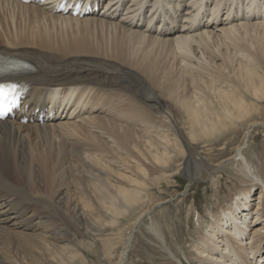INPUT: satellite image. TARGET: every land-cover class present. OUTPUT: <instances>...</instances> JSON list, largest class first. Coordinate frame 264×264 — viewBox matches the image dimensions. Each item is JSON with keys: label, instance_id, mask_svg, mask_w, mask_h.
<instances>
[{"label": "bare ground", "instance_id": "bare-ground-1", "mask_svg": "<svg viewBox=\"0 0 264 264\" xmlns=\"http://www.w3.org/2000/svg\"><path fill=\"white\" fill-rule=\"evenodd\" d=\"M186 1L188 8L182 13L179 9L184 0H46L42 3L0 0V53L32 62L37 68V72L19 78L32 85L33 91L26 98L18 115L14 119L0 120V237L12 240L18 244V248H23L21 250L32 258L31 264H92L86 258L79 257L78 240L68 238L69 230L64 225L66 219L72 218L81 224L85 222L87 230L95 231L103 212L122 214L129 207L145 205V179L150 175L151 168L169 165L182 154L185 156L184 174L189 183L200 178L198 167L204 166L192 157L195 151L181 137L183 135L179 128L176 126L183 140L180 146L164 139L168 135L157 134L158 129L153 126L155 124L152 119L141 117L140 113H147L144 112L147 106L154 108L165 121H175L169 109L157 102V96L143 92L140 77L123 65L114 66L109 62L102 64L79 57L86 56L82 54L84 51H94L118 58L123 63H132L140 68L146 63L148 67L150 63L145 56L141 58L137 55L139 52L135 44L139 42L149 40L151 43H170L174 49L182 51L187 59V56L195 57L194 44L206 45L216 36H224L233 41L237 36L243 37L242 34H237L242 31L248 32L250 28L254 32L264 29V0H227L230 1L229 9L224 18H220L222 0H218L214 8L211 7V14L206 12L210 9L206 0ZM236 1L241 4L239 10L236 9ZM62 2H66L68 7L71 3L78 2H83L82 5L91 2L93 5L105 6L98 12L73 16L71 11L61 6ZM244 5L245 8L242 7ZM22 11L33 12L32 16L37 22L31 29L26 26L29 29L28 35L23 34L24 29L20 26L9 30L5 25L8 13L15 17ZM56 25L60 27L57 28ZM98 25L102 28L107 25L114 30L112 32L119 33L118 38H128L131 42L120 40L121 43H118L114 38L116 42L113 46L108 44L111 45L110 48L101 43L96 46L92 39L84 36L89 35L86 33L92 32ZM68 26L73 27V30H69L68 40H63L66 39ZM215 31H219V34ZM256 35L259 36L256 38L262 39L264 31L257 30ZM58 39L63 41L56 44ZM109 42L112 41L109 39ZM32 45L64 51L71 58L58 59L31 49ZM250 47H241L246 51L243 54L244 60H239L241 64H236V69H244V73L237 71V75L241 77L240 82L237 79L242 90L240 96L231 93L232 88L225 90L210 86L213 88L211 93L216 94L213 98L216 97V107L219 108L216 115L208 113L212 112L211 107L204 106L195 94L179 95V90L170 93L164 87L166 95L175 98L181 109H184L187 116L185 123L190 128L188 132L192 141L223 128L236 126L237 121L250 117V109L243 103L246 95H254L263 100L264 72L256 69L261 66V60L264 62V46L257 48L254 45L256 51ZM244 61L247 65H242ZM228 66L226 65L225 70L229 69ZM247 66L253 67L254 71ZM202 68L207 74L215 78L218 76L213 73L219 71L215 61L214 66L202 65ZM184 71L179 72V76L185 78ZM190 73L192 74L191 71ZM163 76H160L162 79L158 78L157 71L150 74L159 86L163 84ZM246 79L253 81H245ZM191 80L205 82L204 78L195 75L191 76ZM232 81L235 82V79ZM127 94H134V101L136 103L137 100L140 106L133 104L120 108L121 103L116 102L113 96L127 97ZM252 119L256 120L258 117ZM55 120L61 121L53 123ZM254 120L252 123L258 124ZM51 126H61L68 130L73 126H84L89 132L99 133L105 141L100 140L101 147L92 152L87 150L88 146H84L85 149L68 153L72 160L78 157L76 164L65 162L67 160L63 158L56 165L50 148L47 149L42 140L40 145L33 147L25 139L26 130L32 132ZM149 127H154L155 134L150 132ZM247 138L248 132L243 142L236 147V153L226 159L238 163L240 175L237 178L247 186L239 188L230 204L221 207L219 215L211 210L208 212L211 216L207 225L209 230L201 234L198 242L193 244L192 257H187L190 264H264V187L258 193V202L252 208L249 199L252 186L254 183L255 186L256 183L259 184L255 181V176L260 177L263 186L264 176L253 171L244 152L249 142ZM37 142L39 143L38 140ZM5 159L11 169L10 177L5 174L6 170H2V166L5 167L2 161ZM79 167L84 168L82 172L90 176H84L87 181L82 183L78 179L81 175ZM10 178L15 181H10ZM83 191L88 197L85 204L78 194ZM73 192L76 193L75 196ZM148 213H139L135 227ZM257 222L260 225L256 226L259 224ZM146 228L154 230L155 235L159 236L154 220ZM248 232L250 236L247 235ZM160 239L165 244L163 246L161 243V249L171 250L166 237ZM130 240L131 236L127 238V248ZM173 253L175 257H170L163 264H184L182 258H178L176 252Z\"/></svg>", "mask_w": 264, "mask_h": 264}, {"label": "rangeland", "instance_id": "rangeland-1", "mask_svg": "<svg viewBox=\"0 0 264 264\" xmlns=\"http://www.w3.org/2000/svg\"><path fill=\"white\" fill-rule=\"evenodd\" d=\"M206 1L210 6V9L206 12L211 14L212 9L218 3V0ZM222 1L223 3L220 5V7H222V10L220 11V18H224L226 16L230 2H227V0ZM104 6L105 4L101 5L100 9ZM235 6L236 9L239 10L241 4L236 1ZM235 6L233 10H235ZM242 7L245 8V5ZM186 8H188V1L184 0L179 11L183 13ZM231 10L232 8L230 7V11ZM5 14H7V12H5ZM32 14L33 12L31 11L26 13L22 11L18 12L15 17H13V15L8 13L7 17H10V19L7 17L5 18V25L9 28V30H15L14 26H20L24 29L23 34L28 35L31 26L35 27L37 23ZM1 16H4L3 13ZM11 17L14 18V21L11 20ZM26 26L30 28L28 29ZM56 26L57 28L60 27L59 25ZM104 27L105 28H102L101 25H98V27H96L92 32H85L89 35L84 37L92 39L96 46L98 43L107 46L108 44H111L113 46L116 42L115 39L118 43H121L120 40L122 42L130 41L128 38H118L117 34L119 33L112 32L114 30H111L112 28L109 29L107 25ZM70 28L71 26L66 28V39L63 40H68L70 37L69 30H73V27L71 29ZM257 30L261 32L264 31L263 28ZM257 30L254 32L253 29L250 28V31L248 32L242 31V33H237L238 35L242 34L241 36L243 37L238 38L239 36H237L233 39V41L224 36H219L220 38L216 36L212 38L211 41L209 40L206 45L202 44V47L194 44L193 47L197 49H194L195 57L187 56V59L185 58L186 55H184L182 51L174 49L173 45L170 43H151L148 42L149 40L144 43L139 42L137 43L139 46L135 44V48L137 52H139L137 55L139 57L141 56V58L143 55L145 56L146 61L150 63L148 67L146 63L143 65L144 67L141 68L133 65L132 63L125 62V64L121 62L122 60H118V58L115 59L111 56L95 53L94 51H87V53L84 51L82 54L86 56H79L80 58H88L92 61L101 62L102 64L109 62L114 66L123 65L126 68H130L138 76V78L140 77L139 80L143 92L145 91L144 93L150 96H157V102H160V105L169 109V111L173 114L175 121H165V119L160 117L159 113H157L154 108H149L147 106L144 108V112L147 113H140L142 115L141 117L147 116L148 119H152L151 121H153V124L155 125L150 124V126L153 125L157 127H155L159 132H156L157 134L168 135L164 139H169L176 145L178 144L180 146V144L183 143V140L179 136L180 133L176 128L177 126L183 135L181 137H184L195 151V155L192 154V157L204 166V168H202V166H197L200 169V178L190 183L184 174L185 156L182 154L177 156V160L175 162L169 163L170 167L169 165H163L151 168L152 170H150V175H148L145 179L147 183V188L143 194L146 199L144 200L145 205L139 207L135 206L132 208L129 207L131 209L128 208L122 214H109L103 212L100 214L101 219L98 222V227L95 231L87 230L85 228V222H82L81 224L75 222L72 218L66 219L64 225H66L65 227L69 230L68 238L71 240H78L79 242L80 249H77L79 257L86 258L87 261L92 264H163L165 260L171 259L170 257H175L173 252H176L178 258H182L184 264H190L187 257L190 259L192 257L191 251L193 250V244L198 242L201 234H205L209 230V226L207 225L211 216L208 212L211 210L219 215V213H221V207L230 204L231 198L236 196V192L239 188L247 186L245 185L246 183L242 184V182L237 178V176L240 175V172H238V163L233 160L226 161L227 158L236 153V147L243 142L244 136L247 132V139L249 142L244 152L251 162L253 171L255 170V172L259 175L264 176V98L261 100L254 95H246L247 98H244L243 103L249 107L250 111H248V113L250 114V117H245L246 120L244 121H237L236 126L223 128L216 133L208 135L207 137L192 141L188 132L190 128L185 123L187 116L184 109H181L180 104L175 98V100L172 99L173 97L171 96L169 98V95H166V91L164 90L165 87L170 93L175 92V90H179V95H188L191 93L195 94L204 106L211 107L212 112L208 113L216 115L219 113V108L216 107V97L213 98L216 94L215 92L211 93L213 88L210 86L225 90L232 88L233 90L231 93L240 96L242 90L239 88L240 85H238V81L240 82L239 79H241V77L239 78L237 71H242V73H244V69H236V64L240 63L238 62L239 60H244L243 54L246 51L242 50V48L244 49V47L248 48L252 46L250 48L253 51H256V47L259 48L260 45L264 46V38H256L259 37L256 35ZM215 32L218 33L219 31ZM109 39L112 42H109ZM63 40L58 39L56 44H59ZM111 45L108 47L110 48ZM254 45H256V47H253ZM32 46L33 47H31V49L45 52L50 56L57 57L58 59L71 58V56L64 51L46 49L36 45ZM126 46L130 47L128 45ZM205 54L206 57H203ZM214 54H219V56H215ZM224 60L226 62L225 64ZM202 61L205 62L203 63ZM214 61L218 68L217 70L219 71L213 73L218 76L220 75L216 78L215 76L207 74L204 68H202V65H209L211 67L213 64L214 66ZM261 61V66H259L256 70L264 72V62L263 60ZM226 65H229V69L225 70ZM242 65H247V63L244 61ZM247 67L254 71L253 67ZM184 70H187V72ZM152 71H157V74H159L158 78H161L164 75L162 86L157 85L155 80L150 77ZM183 71L185 78L179 76V72ZM208 71L211 70L209 69ZM192 75L200 76L202 79L204 78L205 82L191 80ZM233 79H235V82L232 81ZM248 80L250 82L253 81V79H246L245 81ZM244 83L245 82H243V84ZM134 88L133 90H135ZM132 95L127 94L128 98L126 96L114 95L113 99L116 102L121 103L120 108H122V106L125 108V105L131 106L133 104L140 106L137 100L135 103V98ZM101 115H104V113ZM254 117H258V119H256L258 124L256 125L252 123L254 120L252 118ZM57 121L61 120H55L53 123H56ZM73 127L74 128L72 129L69 128V130L68 128L65 129L61 126H51L47 129L34 130L32 132H28L26 130V143L35 147L38 144L40 145V140H42V143L46 145V148H50V154L52 155L56 165L60 164L63 158L67 160L65 162L76 164L78 157H76L75 160H72V157H70L68 153H72L73 150L80 151L81 149H85L84 146H88L87 150L92 152L96 148H100V140L105 141V139L97 132H89L84 126ZM149 129L153 134L154 127H149ZM2 163L5 164L4 168L1 165L2 170H6L5 174L10 177L11 169L8 167L9 163H7L6 159L3 160ZM79 168L81 175H79L78 179L82 183L87 181L85 180V177L90 178V176L88 173L82 172L84 171V168ZM205 168H207V170ZM259 178V176H255V181L259 184L256 183L255 186L254 183L251 188V196L249 197V199H251L250 202L252 203V205H250L251 208L258 202V193L264 187ZM10 181L15 180L11 179ZM248 184L250 185L251 183ZM39 185L42 186L41 184ZM78 194L81 195V201L83 204L87 203L88 197L85 192L83 191ZM73 195L75 196L76 193L73 192ZM243 209L246 208L244 207ZM146 211L149 212L148 215L143 217L138 226L135 227L136 221L140 215L139 213ZM68 212L72 213L71 211ZM152 220H154V226L159 231L158 237L155 235L154 230L146 228L147 225H151ZM257 223L259 224H256V226L260 225V222ZM247 235L250 236V233L248 232ZM129 236H131V240L129 247L127 248L126 241ZM160 237L163 239L166 237L171 250L165 249L166 251H164L161 249V243L163 246H165V244ZM21 249L23 248H18V244L16 242H12V240H8L5 237L1 238L0 264H6V262L7 264H31L33 262L32 258L26 255ZM77 262L81 261L77 260Z\"/></svg>", "mask_w": 264, "mask_h": 264}, {"label": "snow or ice", "instance_id": "snow-or-ice-1", "mask_svg": "<svg viewBox=\"0 0 264 264\" xmlns=\"http://www.w3.org/2000/svg\"><path fill=\"white\" fill-rule=\"evenodd\" d=\"M3 87H4V86H0V90H2V89H3Z\"/></svg>", "mask_w": 264, "mask_h": 264}]
</instances>
